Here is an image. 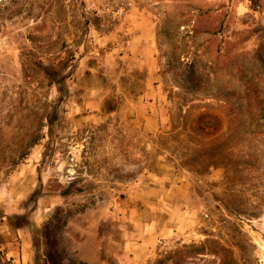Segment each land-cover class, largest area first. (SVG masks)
<instances>
[{
    "label": "rangeland",
    "instance_id": "374dc122",
    "mask_svg": "<svg viewBox=\"0 0 264 264\" xmlns=\"http://www.w3.org/2000/svg\"><path fill=\"white\" fill-rule=\"evenodd\" d=\"M173 45L201 90L177 86ZM240 75L264 96V0H0L4 259L264 264Z\"/></svg>",
    "mask_w": 264,
    "mask_h": 264
},
{
    "label": "trees",
    "instance_id": "16d2710c",
    "mask_svg": "<svg viewBox=\"0 0 264 264\" xmlns=\"http://www.w3.org/2000/svg\"><path fill=\"white\" fill-rule=\"evenodd\" d=\"M186 24L189 23H187L186 21V23H184L183 25ZM202 31L203 30L200 29L198 24H194L192 29L188 32H192L193 36H197ZM205 31L211 32L212 34L220 33L221 31H223L222 24H220L219 27L214 30L209 29ZM179 48V46L173 45L172 55H174L175 64L170 66L171 70H174L175 74L177 75L175 79L177 80V86L182 89H187L189 92H197L202 89V81L198 76L200 67L199 60L194 57L188 62L182 61L181 59L183 55L181 54L187 53V49L186 47H184V49H182L181 53L178 55ZM187 54L184 57H187ZM45 68L47 69V67ZM239 78L241 86L238 93L242 95V99L246 102L250 124L254 125L253 132L264 134V96L261 91V81L256 78L245 79L243 78V75H240ZM38 140L39 137H35V139H33L27 147L34 146ZM0 264H12L10 260L4 259V253L2 250H0ZM79 264L89 263L80 262Z\"/></svg>",
    "mask_w": 264,
    "mask_h": 264
}]
</instances>
